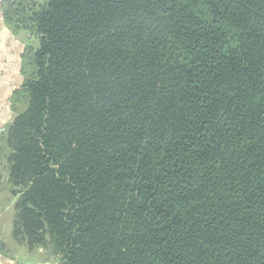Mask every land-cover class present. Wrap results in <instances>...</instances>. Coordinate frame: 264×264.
Returning a JSON list of instances; mask_svg holds the SVG:
<instances>
[{
    "label": "trees",
    "instance_id": "trees-1",
    "mask_svg": "<svg viewBox=\"0 0 264 264\" xmlns=\"http://www.w3.org/2000/svg\"><path fill=\"white\" fill-rule=\"evenodd\" d=\"M1 12L38 42L0 146L14 238L61 264H264V0Z\"/></svg>",
    "mask_w": 264,
    "mask_h": 264
},
{
    "label": "crops",
    "instance_id": "crops-1",
    "mask_svg": "<svg viewBox=\"0 0 264 264\" xmlns=\"http://www.w3.org/2000/svg\"><path fill=\"white\" fill-rule=\"evenodd\" d=\"M19 34L6 23L0 10V128H7L17 113L26 107V101L16 103L15 100L25 81L21 67L26 48ZM16 251L0 243V264H47L42 255L35 261H23L29 256Z\"/></svg>",
    "mask_w": 264,
    "mask_h": 264
},
{
    "label": "rangeland",
    "instance_id": "rangeland-1",
    "mask_svg": "<svg viewBox=\"0 0 264 264\" xmlns=\"http://www.w3.org/2000/svg\"><path fill=\"white\" fill-rule=\"evenodd\" d=\"M5 0H3L0 3V10L1 5ZM17 33L22 38L23 43L25 44V50H29L32 48V46H37L38 42L37 39L31 34L29 30H25L23 28L17 30ZM25 77V76H24ZM16 103L17 101H20L23 103V101H26L24 104L27 105L28 98L26 93L22 90V87L19 89V92L15 96ZM23 107V106H22ZM19 111V110H18ZM1 132V131H0ZM0 134V146L3 144V133ZM7 164L4 160V155L1 152L0 149V243L6 247H8L10 250H17L18 253H25L29 257L22 259L23 261H33L38 260L40 256L42 255L43 259L45 260V263L47 264H61L60 260L55 257H51L48 254V250L44 247H29L25 243H20L16 238L12 236V231H10L13 225L14 221V204L17 200V196L13 194L12 187L7 182L6 178V169ZM42 250V251H41ZM47 256H49L48 259H45ZM31 259V260H28ZM43 260V261H44ZM48 261V262H47Z\"/></svg>",
    "mask_w": 264,
    "mask_h": 264
},
{
    "label": "built area",
    "instance_id": "built-area-1",
    "mask_svg": "<svg viewBox=\"0 0 264 264\" xmlns=\"http://www.w3.org/2000/svg\"><path fill=\"white\" fill-rule=\"evenodd\" d=\"M2 1H3V0H0V3H1ZM6 129H7V128L3 127V128H0V131H1V132H4V131H6Z\"/></svg>",
    "mask_w": 264,
    "mask_h": 264
}]
</instances>
